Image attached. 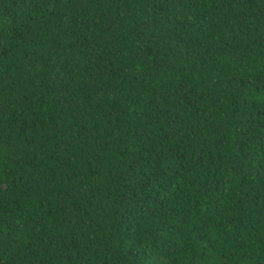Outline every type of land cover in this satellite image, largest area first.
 Returning <instances> with one entry per match:
<instances>
[{
    "label": "trees",
    "instance_id": "obj_1",
    "mask_svg": "<svg viewBox=\"0 0 264 264\" xmlns=\"http://www.w3.org/2000/svg\"><path fill=\"white\" fill-rule=\"evenodd\" d=\"M0 264H264V0H0Z\"/></svg>",
    "mask_w": 264,
    "mask_h": 264
}]
</instances>
